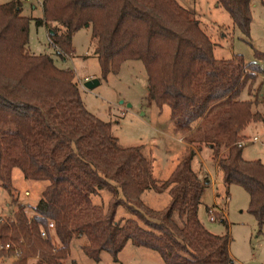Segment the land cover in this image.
Segmentation results:
<instances>
[{"label":"trees","instance_id":"1","mask_svg":"<svg viewBox=\"0 0 264 264\" xmlns=\"http://www.w3.org/2000/svg\"><path fill=\"white\" fill-rule=\"evenodd\" d=\"M217 4L248 38L252 0ZM42 16L35 23L47 28L60 57L72 54L78 31L91 29L102 79L140 61L148 98L159 110L169 107L173 131L189 149L158 184L142 146L121 147L111 124L86 110L74 74L28 52L30 19L20 3L0 5V117L10 114L23 125L0 131V187L11 192L14 169L48 182L31 216L19 206L0 223V259L18 253L12 264H64L73 239L83 236L81 250L94 262L103 252L116 261L131 243L164 264H233L228 237L211 234L198 219L206 185L191 163L195 150L208 148L225 186L243 188L249 212L264 225V165L243 160L237 146L248 124L264 120L256 97L240 99L246 86L252 94L261 70L238 57L217 61L199 21L175 0H43ZM98 190L111 195L106 210L92 201ZM150 190L168 191L163 210L143 204ZM119 208L133 219L117 221Z\"/></svg>","mask_w":264,"mask_h":264},{"label":"rangeland","instance_id":"2","mask_svg":"<svg viewBox=\"0 0 264 264\" xmlns=\"http://www.w3.org/2000/svg\"><path fill=\"white\" fill-rule=\"evenodd\" d=\"M12 1L19 2L21 16L30 19L28 52L34 55H48L57 68L72 72L74 81L80 88L86 110L98 119L111 124V134L121 147L142 146L144 156L151 163L154 179L158 184L165 181L184 157L189 145L183 141L180 134L173 136L167 126V122L170 121L169 107L165 106L160 112L148 98L147 76L142 63L127 61L121 65L117 74H109L106 79H102L95 54L96 43L91 38L90 28H83L73 36L72 54H63L61 58L49 44L47 28L44 25L37 26L35 23L43 17V0H0V5ZM175 1L198 21L201 20L202 24L199 22L201 29L215 45L216 58L229 61L233 57H238L244 64H254L261 70L252 87V94H249L246 86L240 98L248 101L256 97L261 104L260 114L264 118V79L262 78L264 0H252V22L248 38L233 25L225 10L217 4V0ZM98 79L99 85L92 89L80 86L86 81ZM255 93L257 96L254 95ZM16 128L23 129L17 118L10 114L0 117L1 132ZM241 136L244 142L242 159L260 161L264 165V120L248 124ZM255 136H260V143L251 142ZM195 154L191 163L192 170L203 183L207 179L210 181L203 190L198 208L199 221L211 234L228 237L233 264H264V225L260 227L249 212L248 194L240 186H225L208 148L203 147L201 152L195 150ZM47 185V181L26 180L19 169H14L11 192L0 187V217L5 221L9 220L19 206L24 207L25 212L31 216V208L37 204ZM26 192L29 195H26ZM216 194L219 196L218 199ZM227 197L228 203H225ZM110 199L111 195L104 190H98L92 196L93 203L102 206L104 210L107 209ZM141 199L146 207L158 212L168 205L170 196L168 191L158 194L150 190L146 191ZM216 201L225 211L226 220L223 222L219 220L222 214L217 211L216 221H209L207 208L212 207ZM130 218L133 219L126 209H118L117 221L123 222ZM85 244L86 239L83 236H76L71 245L70 255L63 263L72 264L74 261L77 264H164L156 252L137 248L131 243H128L117 255L116 261L108 253L103 252L100 261L94 262L83 254L81 247ZM15 260L12 257H5L0 259V262L12 264Z\"/></svg>","mask_w":264,"mask_h":264},{"label":"built area","instance_id":"3","mask_svg":"<svg viewBox=\"0 0 264 264\" xmlns=\"http://www.w3.org/2000/svg\"><path fill=\"white\" fill-rule=\"evenodd\" d=\"M24 1H27V0H24ZM262 78L264 79V74L262 75ZM80 86H81V88H84V85L81 84ZM251 142H253V143H260L261 142V138L259 136H255ZM243 145H244V142H242V141L237 144V146L239 148H242ZM225 203H228V197L225 199ZM215 212H216V209H210L208 211V215H209L208 218H209V221L210 222H215L216 221ZM217 212H219L220 214H222L221 217L219 218L220 221L226 220V218H225V211H223L222 209H220ZM9 219H13V216L10 217ZM4 221L5 220L0 217V223L1 222H4ZM48 228H49V230H53L54 227H53V224L51 222L48 223ZM41 237H43V238L46 237L45 232H42L41 233ZM8 248H9V245H6L5 246V249H8ZM17 257H18V253H16L14 256H12L13 259H17Z\"/></svg>","mask_w":264,"mask_h":264},{"label":"crops","instance_id":"4","mask_svg":"<svg viewBox=\"0 0 264 264\" xmlns=\"http://www.w3.org/2000/svg\"><path fill=\"white\" fill-rule=\"evenodd\" d=\"M253 6V5H252ZM199 22H200V24H202V22H201V20L199 19ZM205 34H206V32H205ZM212 43V42H211ZM213 44V43H212ZM214 52H215V45L213 44V54H214ZM33 54V53H32ZM214 57H215V59L217 60V61H225V60H223V59H221V58H216V56H215V54H214ZM236 58L235 57H233L232 58V60H235ZM230 61V60H229ZM99 80V79H98ZM99 83H100V81H99ZM241 99V98H240ZM242 100V99H241ZM165 107V106H164ZM163 107V108H164ZM163 108H162V110H163ZM162 110H160V112H162ZM170 118V117H169ZM167 126L169 127V129H171V133L173 134V136H177V134L176 133H174V132H172V130H173V125H172V121H171V118H170V121L169 122H167ZM259 125V124H258ZM257 125V126H258ZM255 128H253V130H254ZM260 137V136H259ZM171 138H173V137H171ZM243 148V147H242ZM205 185H208L209 183H210V181H209V179H207V180H205ZM12 188H13V186H12ZM26 195H29V193L28 192H26ZM218 194H216V198L218 199ZM20 205V204H19ZM24 206V205H23ZM210 209H216V211H218V210H220L221 208H220V206H219V204H218V202L216 201L215 203H214V205L212 206V207H209V208H207V212L210 210ZM229 254H230V252H229ZM231 256V255H230ZM232 258V257H231ZM233 260V259H232ZM233 263H234V260H233Z\"/></svg>","mask_w":264,"mask_h":264},{"label":"water","instance_id":"5","mask_svg":"<svg viewBox=\"0 0 264 264\" xmlns=\"http://www.w3.org/2000/svg\"><path fill=\"white\" fill-rule=\"evenodd\" d=\"M99 85V80H89V81H86L85 84H84V88L86 89H92L96 86ZM130 105H128L129 107Z\"/></svg>","mask_w":264,"mask_h":264}]
</instances>
